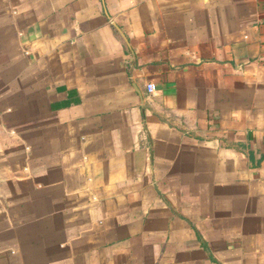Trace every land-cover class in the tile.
I'll return each mask as SVG.
<instances>
[{
	"label": "crops",
	"instance_id": "1",
	"mask_svg": "<svg viewBox=\"0 0 264 264\" xmlns=\"http://www.w3.org/2000/svg\"><path fill=\"white\" fill-rule=\"evenodd\" d=\"M0 264H264V0H0Z\"/></svg>",
	"mask_w": 264,
	"mask_h": 264
},
{
	"label": "built area",
	"instance_id": "2",
	"mask_svg": "<svg viewBox=\"0 0 264 264\" xmlns=\"http://www.w3.org/2000/svg\"><path fill=\"white\" fill-rule=\"evenodd\" d=\"M155 90H156V84L155 83H148L147 91L149 93H153Z\"/></svg>",
	"mask_w": 264,
	"mask_h": 264
},
{
	"label": "trees",
	"instance_id": "3",
	"mask_svg": "<svg viewBox=\"0 0 264 264\" xmlns=\"http://www.w3.org/2000/svg\"><path fill=\"white\" fill-rule=\"evenodd\" d=\"M206 246V248H207V245H205Z\"/></svg>",
	"mask_w": 264,
	"mask_h": 264
}]
</instances>
